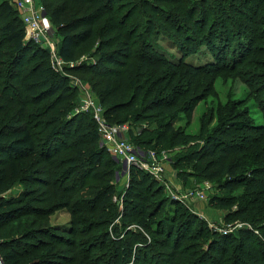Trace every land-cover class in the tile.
Here are the masks:
<instances>
[{
	"label": "trees",
	"instance_id": "obj_1",
	"mask_svg": "<svg viewBox=\"0 0 264 264\" xmlns=\"http://www.w3.org/2000/svg\"><path fill=\"white\" fill-rule=\"evenodd\" d=\"M40 1L59 29L60 57L75 64L66 71L92 76L107 120L154 126L133 136L144 152L189 144L188 134L173 124L181 98L163 95L168 88L162 84L170 87L205 70L189 59L214 42L207 33L214 13L225 15L230 8L245 14L255 7L263 13L248 17L264 22V0ZM159 40H168L181 57L165 53ZM87 53L97 60L77 63ZM207 64L204 72L216 66ZM78 96L53 68L49 52L26 40L11 0H0V255L5 264H264L263 128L227 104L230 112L224 116L221 109V126L207 133L204 146L179 151L173 159L174 167L191 166L196 178H224L219 186L224 196L212 205L228 209L226 223L243 225L237 234L225 235L180 207L160 217L161 190L149 173L136 168L120 195L119 212L114 197L122 166L102 143L92 114L77 112ZM183 102L182 108L192 110L191 101ZM15 181L25 191L3 198ZM37 184L45 188L39 201L29 188ZM60 205L72 216L69 228L41 227ZM119 217L121 226L113 225ZM54 257L58 260L49 261Z\"/></svg>",
	"mask_w": 264,
	"mask_h": 264
},
{
	"label": "rangeland",
	"instance_id": "obj_2",
	"mask_svg": "<svg viewBox=\"0 0 264 264\" xmlns=\"http://www.w3.org/2000/svg\"><path fill=\"white\" fill-rule=\"evenodd\" d=\"M253 11L263 13L262 9L255 7L252 11L246 8L245 14L233 12L230 8L224 11L225 15L221 11L215 16V12L211 18L213 22H211L207 32L213 36L214 42L210 46L203 45L201 48L207 50L203 51L199 56L189 59V61L194 63L195 67H205V70L192 76L189 79L191 82H188L189 80L176 79V82L170 87L168 82H166V86V83L162 84L164 89L168 88L167 91L164 90L163 95L173 96L178 94V97L181 98L180 106H177L178 110L174 113L173 124L176 131H184L190 137L189 144L185 149L191 147L192 149H199L204 146L207 133H213L221 126V109H224V116L230 112L227 104L231 105L232 111L238 113L237 115L245 117L257 127L264 129V22H260V17L256 19L249 18L248 14L254 15ZM47 19L52 26L51 37L48 38V42L57 50L61 44L59 29L52 20ZM45 43H40L39 46L43 47ZM251 43H254V47L248 52ZM157 44L164 48L165 53H168L174 59L181 57L180 52L173 48L168 40H159ZM93 50H96V48ZM96 60L97 57L87 53L77 63H91ZM219 62L222 63L220 64ZM207 63L211 65L213 63L216 66L209 67L213 68L210 72H204L208 69L206 67ZM56 72L66 77L68 83L78 89L79 96L76 110H81L82 105L90 99L98 100L92 80H90L92 77L90 74H72L67 72L66 68L56 70ZM175 85H177L178 90L173 88ZM185 99L193 103L192 110L191 107L182 108L185 105L183 102ZM121 125L127 127L126 138L131 142H133V136H136L138 132L154 128L150 121L134 122L129 120ZM149 135H153V133L147 134V136ZM185 149L169 145L167 147L161 146L160 150L162 151L160 152L152 148L149 150L157 153L165 152L169 159L161 175H153L147 172L151 175L153 183L157 185L155 189L159 188L161 190L158 197L163 199L165 205L160 217L167 218L169 215L172 216L175 208L180 207L206 220L216 232L225 235L237 234L238 224L240 223L232 224L224 221L228 209L219 205H212L214 198L224 196L223 191H219L220 181H223L224 178L219 181L196 178L191 166L186 164L178 167L173 166V159H175L177 153ZM129 182L117 188L114 202L119 212L123 208V201L120 200V195L124 194ZM25 187V185L15 181L6 194L3 195V198L11 199L16 197L25 191ZM29 188L32 189V196L39 201L38 197L44 194L45 188L39 184L29 186ZM35 205L42 208L48 207V204L39 202H36ZM236 207L233 206L235 209ZM71 220L72 216L68 209L60 205L47 220L41 222V227H46L48 224L50 227H55V229L66 230L69 228ZM119 220L120 217L115 220L113 225L120 224ZM39 221H41V218H39ZM58 233L63 234L61 232ZM39 235L44 239H49L47 235L42 233ZM58 249H61L62 252L61 247ZM56 258H51L49 261Z\"/></svg>",
	"mask_w": 264,
	"mask_h": 264
},
{
	"label": "built area",
	"instance_id": "obj_3",
	"mask_svg": "<svg viewBox=\"0 0 264 264\" xmlns=\"http://www.w3.org/2000/svg\"><path fill=\"white\" fill-rule=\"evenodd\" d=\"M11 4L19 11L22 17L25 25L26 40L38 45L46 42L43 48L48 50L55 71L75 65L74 63H65L59 54L60 47L56 50L48 42V38L51 37L52 26L47 19L45 6L40 0H11ZM77 112H90L92 114L102 143L108 148L111 157L121 164L122 169L116 173L119 185L129 182L132 168L149 172L153 175H161L164 172V166L169 161L168 155L165 152H144L136 144L129 141L126 138L127 127L110 123L105 116L104 107L98 100L90 99L86 101L82 105L81 110L78 109ZM120 200L123 201V197H120ZM242 226L241 223L238 224V228ZM130 228H133V226ZM0 264H5L1 255Z\"/></svg>",
	"mask_w": 264,
	"mask_h": 264
},
{
	"label": "water",
	"instance_id": "obj_4",
	"mask_svg": "<svg viewBox=\"0 0 264 264\" xmlns=\"http://www.w3.org/2000/svg\"><path fill=\"white\" fill-rule=\"evenodd\" d=\"M124 168H125V166H124Z\"/></svg>",
	"mask_w": 264,
	"mask_h": 264
}]
</instances>
